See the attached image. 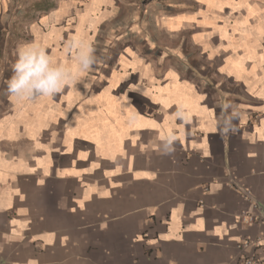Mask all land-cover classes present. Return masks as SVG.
<instances>
[{"label":"crops","instance_id":"1","mask_svg":"<svg viewBox=\"0 0 264 264\" xmlns=\"http://www.w3.org/2000/svg\"><path fill=\"white\" fill-rule=\"evenodd\" d=\"M53 1L25 19L35 0H0L3 27L17 6L16 36L82 81L13 101L0 63V264H238L248 254L264 264V0H183L147 40L110 47L92 43L108 37L106 0L69 21L73 8ZM72 37L99 49L90 71H79ZM162 38L170 55L152 57ZM225 100L244 116L221 135ZM178 104L186 121L174 118ZM173 130L175 151L162 155ZM254 203L258 219L243 222ZM245 238L260 244L240 250Z\"/></svg>","mask_w":264,"mask_h":264},{"label":"rangeland","instance_id":"2","mask_svg":"<svg viewBox=\"0 0 264 264\" xmlns=\"http://www.w3.org/2000/svg\"><path fill=\"white\" fill-rule=\"evenodd\" d=\"M63 4L67 3L66 6H71L72 10H67L65 12L64 20L69 21V19H76V16H79L81 11H84L88 2L91 0H72L71 3H68L66 0ZM107 5L102 6L103 14L107 13L108 18L105 23L101 26V36H108L107 38L100 37L99 35L93 37L92 43L96 46L108 44L110 46H118L121 44L135 43L136 45L140 42L147 40L149 30L152 31L153 28L157 26V23H160L161 18L165 16L168 17L169 12L177 13L180 12L183 6L180 5L183 0H106ZM185 1V0H184ZM192 1V0H190ZM62 2V0L60 1ZM53 0H35L32 5L23 7L22 18L33 19L36 14L41 12H47L54 9ZM61 6V4H60ZM187 8L188 6H184ZM67 8V7H66ZM70 9V8H68ZM21 9H18L17 6L12 8V21L13 24L10 27H3L7 19L6 7L3 6V15L0 17V63H5V71L12 73V66L16 59V49L18 44L22 42L33 41L32 36H16L19 35L22 24L19 23V20L16 19L17 14H19ZM97 13L99 9L96 10ZM33 16V17H32ZM61 21H63L61 19ZM160 21V22H159ZM9 22V20H8ZM27 22V21H25ZM23 21L22 23L25 24ZM98 25V24H97ZM12 30V31H11ZM155 31V30H153ZM14 34L13 36H6L8 33ZM123 33L120 36H115L114 34ZM132 35V36H131ZM147 43V42H145ZM170 44V43H169ZM169 44L166 38L159 39L150 55L161 56L164 58L166 55H170ZM184 44V42H183ZM167 46V47H166ZM184 47L186 48L185 44ZM114 51V50H112ZM99 52V49H96V53ZM109 55H113L110 53ZM187 53L195 55L194 48L191 46L187 47ZM99 55V54H97ZM189 62V61H188ZM184 62L189 68H192V63ZM1 64V68L4 66Z\"/></svg>","mask_w":264,"mask_h":264},{"label":"clouds","instance_id":"3","mask_svg":"<svg viewBox=\"0 0 264 264\" xmlns=\"http://www.w3.org/2000/svg\"><path fill=\"white\" fill-rule=\"evenodd\" d=\"M67 47L76 49L74 60L79 71H90L97 63L98 56L95 47L90 42H85L72 37ZM13 74L6 81V94L13 101L35 100L40 97L55 96L71 84H79L78 72L74 73L68 66L60 64L49 56L47 49L39 42L28 41L18 44L16 59L12 66ZM217 107L222 114L217 121L221 135L235 131L234 122L243 118L244 112L227 102L218 101ZM174 118L186 121L189 113L183 104L175 108ZM179 137L175 130L169 131L161 137L160 152L162 155H172Z\"/></svg>","mask_w":264,"mask_h":264},{"label":"built area","instance_id":"4","mask_svg":"<svg viewBox=\"0 0 264 264\" xmlns=\"http://www.w3.org/2000/svg\"><path fill=\"white\" fill-rule=\"evenodd\" d=\"M247 193L248 192H245V194H247ZM253 208H254V210H257V212L256 213L255 212L247 213L242 218L243 222L250 223V222H253V221L258 219V215L261 211L262 206L259 205L258 203H254ZM263 216H264V214H260L259 217L263 218ZM259 244L260 243L258 241H254L250 238H245L237 245V247L240 250H245L246 248H248L252 245L258 246ZM258 262H259L258 259H256L252 254H248V255H244L238 264H257Z\"/></svg>","mask_w":264,"mask_h":264}]
</instances>
